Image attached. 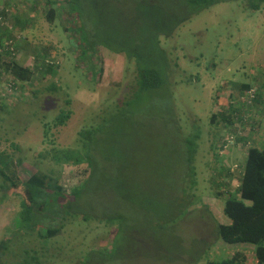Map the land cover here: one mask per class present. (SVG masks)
I'll return each instance as SVG.
<instances>
[{
	"label": "rangeland",
	"instance_id": "rangeland-1",
	"mask_svg": "<svg viewBox=\"0 0 264 264\" xmlns=\"http://www.w3.org/2000/svg\"><path fill=\"white\" fill-rule=\"evenodd\" d=\"M121 1L130 14L134 10L147 22L157 11L176 20L185 12L153 0ZM85 2L91 13L89 42L100 46L101 39L126 47L114 38V29L127 34L135 23L129 22L122 5ZM53 3L56 16L50 23L47 13ZM80 4L72 0L74 10ZM247 6L235 0L216 4L161 35L170 79L148 98V92L130 94L134 66L124 54L100 46L92 50L91 60L84 56L74 42H83L74 30L82 20L75 12L73 18L65 0H0V11L8 12L12 27L8 36L37 46L18 49L17 61L35 72L33 81L19 83L15 97L0 105V156L6 157L1 168L7 175H0V246H9L0 264L23 263L27 252L30 263L24 264H208L238 252L247 256L246 264H259L254 255L264 240L258 245L221 240L217 226L229 223L226 194L223 184L212 178L219 170L216 149L229 135H237L224 162L234 170L231 180H237L227 183L230 194L238 190L248 150H264V55L252 51L257 46L264 52V31L248 16ZM28 18L30 25L22 28ZM141 26L145 31L146 24ZM51 65L57 75L48 71ZM42 68L48 74L41 73ZM7 80L11 83L12 78L0 79V87L12 91ZM52 85L58 91H52ZM244 85L258 87L257 102L249 111L258 118L259 129L240 136L234 125L245 133L244 114L237 108ZM1 93L2 88L0 99ZM118 108L124 114L110 118ZM234 109L231 125L221 115L230 117ZM62 111H70L71 117L56 126ZM213 115H220L214 123ZM105 116L111 125L93 144L92 163L74 164L77 151L88 147L80 144L81 133L93 123L101 124ZM115 126L118 132L111 130ZM193 142L198 152L189 164ZM179 145L188 155L182 163ZM36 172L46 175L55 197H43L33 228L22 223L19 214L28 197L23 184ZM132 198H145L144 205L155 215L137 208ZM48 228L61 231L44 239Z\"/></svg>",
	"mask_w": 264,
	"mask_h": 264
},
{
	"label": "trees",
	"instance_id": "trees-1",
	"mask_svg": "<svg viewBox=\"0 0 264 264\" xmlns=\"http://www.w3.org/2000/svg\"><path fill=\"white\" fill-rule=\"evenodd\" d=\"M55 1V0H54ZM116 4H121L123 12L126 13L127 16L131 17L129 22L135 23V27L133 31L126 32L121 31L120 29H114L115 36L118 40L125 42L126 47L123 44L122 46L115 47L111 46L107 42L103 40H99L100 46L102 48H107L108 50L117 53L124 54V56L128 59L130 64L134 66V76L133 80L130 84L135 85L133 91L130 93L131 95L137 92L136 95L142 92H148L149 97L152 98L154 95L153 90H158L162 87L166 80L170 79V65L167 58L166 52L160 47V36L161 35H169L172 31L182 22L188 21L192 16L199 14L201 11L205 9H209L212 6L222 3L229 2L232 0H153L154 2L160 4H169L172 8L177 9L178 11H185L181 17L176 20L172 19L168 16V14H161L158 11L154 12L151 20L145 21L138 17L135 11H130L126 9L125 1L121 0H112ZM236 2L247 3V8L253 11H259L264 8V0H235ZM92 4V2H91ZM56 3H53V8L49 10L47 13V20L50 23H54L56 10L54 6ZM150 5V4H149ZM65 6L69 7V12L72 14L75 12L77 15L78 21L81 18L82 22L80 26L77 27L75 32L81 34L82 44L75 42L77 47H81L84 52V56L89 55L88 60H91V55L94 54L93 51H98V47L95 43L89 42V37L91 38V31L87 26L88 21H90L89 9L87 7V2L85 0H81V4L78 10H74L72 7V0H65ZM183 8V9H182ZM63 10L64 6H63ZM81 13L78 15V13ZM93 12V6H92ZM8 12L5 10L0 11V79L7 78L10 76L12 78L11 83L7 80L5 83L10 84L11 90H7L5 86H1L2 88V99H0V105H3L5 101L9 98L11 100L15 97L14 92L18 91L19 83H28L33 81V77L35 72L31 69L25 68L20 65L17 61L18 58V49H32L36 50L37 46L33 43H28V41H23V43L15 40L14 36H8V32L12 29L11 25L8 24ZM74 18V14L72 15ZM6 17V19H5ZM99 21H106L104 17L99 16ZM144 22L146 24L145 31H141L140 29H144L141 26V23ZM70 30L73 28L70 26ZM75 33L74 38H77L79 35ZM89 35V37H88ZM126 39H125V38ZM73 36L70 38V40ZM83 46V47H82ZM128 47V48H127ZM131 48L135 49L132 51ZM46 50V49H45ZM91 52L93 54H91ZM59 65H56V68ZM55 67L53 65L50 66L48 70L50 73L52 72L54 75H57V69L53 71ZM94 68V67H93ZM47 69H43L40 71L45 72L44 75L48 74ZM102 73V69L97 71ZM95 77V76H94ZM16 83V85H14ZM171 85V84H170ZM249 88V86L244 87ZM52 91H58L57 86H51ZM173 96V94L169 95V98ZM8 100V101H9ZM224 103L225 99H221ZM220 104H223L220 102ZM118 108L116 113H109L110 118H116L118 115L124 114V110H119ZM235 112V109H234ZM245 115V114H244ZM71 117L70 111H62L55 120L56 126H63ZM219 115L212 116V122L214 123ZM222 119L228 121L233 124V120L231 117H227L222 113ZM110 118L107 116L102 118L101 124L93 123L89 129V131H85V133H81V141L80 144H88V147L78 150L74 156V164H80L84 161H90V157L92 154V146L94 143L99 141V138L106 132V130L110 127L111 122H108ZM245 124V123H244ZM259 121L258 124L252 125L250 128L252 131L259 129ZM234 130L239 132L240 129L234 125ZM111 130L118 132L117 126L111 128ZM197 137V141L200 140ZM230 138H226L225 141L217 147L216 153L219 157L220 153L223 154L225 151L229 152V147L236 143V138H234L233 142H229ZM184 148L179 145L178 154L181 159L182 157L188 158L187 152L183 154ZM198 152V145L193 142V152L189 155L191 159H188L189 164H192V160L194 156ZM6 157L4 155L0 156V175L3 177H7L5 170L1 168V162L4 163ZM86 159V160H85ZM92 163V160H91ZM91 163L89 164L91 166ZM7 165V163H6ZM88 165V168L90 166ZM187 168V173H189ZM194 172V171H193ZM242 173V172H241ZM48 178L45 174H41L39 172L34 173L25 184H23L24 189L28 197L25 201L22 202V210L19 214V219L24 224H32V227L35 228L38 224V214L39 208L44 207L41 200L45 196H49L54 198L53 193H50ZM183 181V180H181ZM61 191V188L59 189ZM239 196L236 194H231L230 197L225 199L224 203V214L228 218V224L219 223L217 226V232L221 238V240L227 245H236V244H254L258 245L262 240H264V150L259 149L258 147H251L248 150L247 161L243 169L242 177L240 179V184L238 187ZM182 195V193H181ZM182 197V196H181ZM143 199H134L136 201V207L140 208L142 211H151V207H147L143 203ZM139 200V201H137ZM142 201V202H141ZM51 201L49 204H51ZM39 206V207H38ZM152 212V211H151ZM154 216L155 213L152 212ZM123 218V217H121ZM87 220V219H85ZM124 224L126 220L123 218ZM108 221V219H106ZM110 221V220H109ZM111 222V221H110ZM137 230V229H136ZM61 228H48L46 230V234L44 233L43 238L49 239L59 234ZM138 231V230H137ZM9 248L8 243L3 242L0 246V255L3 254ZM10 250V249H9ZM8 250V251H9ZM11 252V250H10ZM27 259L24 262H19L17 264H24L25 262H29V252L26 253ZM255 259L259 264H264V246L257 247L255 251ZM247 256L243 253H236L234 256L225 258L221 257L220 259H214V261H209L208 264H246ZM30 263V262H29Z\"/></svg>",
	"mask_w": 264,
	"mask_h": 264
},
{
	"label": "crops",
	"instance_id": "crops-1",
	"mask_svg": "<svg viewBox=\"0 0 264 264\" xmlns=\"http://www.w3.org/2000/svg\"><path fill=\"white\" fill-rule=\"evenodd\" d=\"M249 11H250V13H249L248 16H251L252 15L253 18H254L255 24L257 25V27H259L260 29H262L264 31V8H262L259 11H253V10H250L249 9ZM248 19H249V17H248ZM30 22H31V19L28 18V22L26 24H24L22 26V28H24L25 26L26 27L29 26L30 25ZM252 51L255 52L256 55H258V56L259 55L260 56L264 55V52L263 53H259L258 52L257 46H255L252 49ZM257 63H261V62L260 61H257ZM219 117H220V115H219ZM231 154H232V152H230V151L229 152L225 151L223 154L220 153V156L221 157H219V170L217 172V175L214 174L212 176L213 179L216 178L220 182V184H223V186H224V189L223 190H224V192L226 194L225 199L228 198V197H230V195H231L229 189L227 188L228 187V184L227 183H229L230 181H233V182L236 181L237 182V180H235V179L234 180H231L234 177V175H233L234 170L233 169L232 170L228 169V167L224 164V162H227L228 161L227 160L228 157L230 159ZM242 173H243V171H242ZM242 173L240 172V179L242 177ZM238 182L240 184V180ZM238 187L239 186H237V189H238ZM236 196H239L238 195V191H236Z\"/></svg>",
	"mask_w": 264,
	"mask_h": 264
},
{
	"label": "clouds",
	"instance_id": "clouds-1",
	"mask_svg": "<svg viewBox=\"0 0 264 264\" xmlns=\"http://www.w3.org/2000/svg\"><path fill=\"white\" fill-rule=\"evenodd\" d=\"M253 76H254V74H253ZM253 78V77H252ZM245 86H247V85H244V87ZM249 86V85H248ZM243 87V89H245ZM252 87H254L253 85H251V86H249V88H246L245 89V95L243 96V97H241V99L239 100V103L240 104H238V106H237V108L239 109V110H241L242 111V113L243 114H245L244 115V123L246 124L245 125V127H244V130H245V133H241V132H238L237 134H239L240 136H246V134H251V133H256V132H258V129L257 130H255V131H252V129L250 128L253 124H258V118L257 117H255V116H252V115H250V111H251V109L250 108H253V106L256 104V102H257V99H258V96H259V93H258V87L256 88V87H254L255 89H256V96H255V99H254V102L251 104V105H249L248 107H246L245 105H244V99H245V97H246V93L252 88ZM250 110V111H249ZM237 113L236 112H233L232 113V115L230 116L232 119H233V117H235V115H236ZM234 137V138H237V135L236 134H232V135H229L228 136V138H231V137ZM234 141V140H233ZM232 141V142H233ZM238 195H239V193H238Z\"/></svg>",
	"mask_w": 264,
	"mask_h": 264
},
{
	"label": "built area",
	"instance_id": "built-area-1",
	"mask_svg": "<svg viewBox=\"0 0 264 264\" xmlns=\"http://www.w3.org/2000/svg\"><path fill=\"white\" fill-rule=\"evenodd\" d=\"M256 96V89L254 87H252L247 93H246V97L244 99V105L246 107H248L249 105H251L254 102ZM255 125V124H253ZM234 140V137L232 136L229 140V142H232Z\"/></svg>",
	"mask_w": 264,
	"mask_h": 264
}]
</instances>
